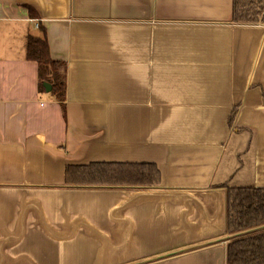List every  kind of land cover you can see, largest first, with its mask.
<instances>
[{"label": "crops", "instance_id": "obj_1", "mask_svg": "<svg viewBox=\"0 0 264 264\" xmlns=\"http://www.w3.org/2000/svg\"><path fill=\"white\" fill-rule=\"evenodd\" d=\"M231 16L232 0H0V264H227L216 185L264 187V24ZM40 25L66 117L26 59ZM91 161L161 181L62 186Z\"/></svg>", "mask_w": 264, "mask_h": 264}, {"label": "trees", "instance_id": "obj_2", "mask_svg": "<svg viewBox=\"0 0 264 264\" xmlns=\"http://www.w3.org/2000/svg\"><path fill=\"white\" fill-rule=\"evenodd\" d=\"M28 10L31 17H37L33 8L30 7ZM231 22L264 24V0H232ZM25 50L26 59L37 64L39 92H43L44 84L49 83L51 86L49 93L60 103L62 113L66 117L67 64L64 60L53 59L50 56L45 27L39 26V35L27 36ZM236 130L249 131L246 147L248 150L253 143V130L242 126L236 127ZM160 181L159 168L151 162L91 161L67 164L62 186L151 188L159 186ZM216 186L226 189L227 232L232 235L226 245L225 262L264 264V187L252 183L233 185L228 182ZM259 227L260 229H257Z\"/></svg>", "mask_w": 264, "mask_h": 264}, {"label": "rangeland", "instance_id": "obj_3", "mask_svg": "<svg viewBox=\"0 0 264 264\" xmlns=\"http://www.w3.org/2000/svg\"><path fill=\"white\" fill-rule=\"evenodd\" d=\"M240 159L241 160H243V161H246V163H247V156L246 155H240ZM248 165V164H247ZM257 229H260V227L259 228H257ZM247 230H249V229H247ZM244 231H246V230H244ZM245 234V233H244Z\"/></svg>", "mask_w": 264, "mask_h": 264}, {"label": "water", "instance_id": "obj_4", "mask_svg": "<svg viewBox=\"0 0 264 264\" xmlns=\"http://www.w3.org/2000/svg\"><path fill=\"white\" fill-rule=\"evenodd\" d=\"M44 87H45V90H46L47 92L51 90V86H50L49 83H45V84H44Z\"/></svg>", "mask_w": 264, "mask_h": 264}]
</instances>
